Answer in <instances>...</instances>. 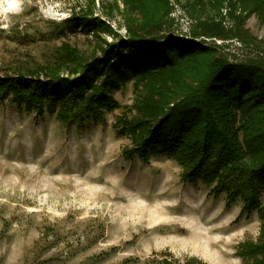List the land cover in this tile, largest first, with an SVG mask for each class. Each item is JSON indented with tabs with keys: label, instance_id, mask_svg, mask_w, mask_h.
<instances>
[{
	"label": "rangeland",
	"instance_id": "374dc122",
	"mask_svg": "<svg viewBox=\"0 0 264 264\" xmlns=\"http://www.w3.org/2000/svg\"><path fill=\"white\" fill-rule=\"evenodd\" d=\"M165 1L167 37L220 46L233 63L264 57V24L250 16L245 29L260 47L243 44L235 16L245 14L230 7L232 0H224L216 20L225 39L192 37L200 18L194 6H204L202 17L216 15L208 0ZM87 15L128 36L122 1L0 0V75L57 67L68 50L82 61L100 56L111 35L97 38L66 24ZM136 92L128 81L113 94L120 109L83 128L27 113L8 97L0 101V264H242L240 245L260 236L256 211L242 214V200L228 206L226 194L213 193L216 183H184L173 159L124 157L131 141L114 126ZM192 239L214 245L203 255L191 250Z\"/></svg>",
	"mask_w": 264,
	"mask_h": 264
},
{
	"label": "trees",
	"instance_id": "16d2710c",
	"mask_svg": "<svg viewBox=\"0 0 264 264\" xmlns=\"http://www.w3.org/2000/svg\"><path fill=\"white\" fill-rule=\"evenodd\" d=\"M115 1L127 6L128 36L100 18H71L66 24L72 30L97 38L109 34L112 42L105 41L101 55L88 61L68 50L57 67L0 75V101L8 97L27 113L55 115L66 126L83 128L104 124L107 114L120 109L113 94L134 80L135 104L114 126L118 136L131 141L123 150L126 160L173 159L184 183H216L213 193L226 194L228 206L242 200L241 213L256 211L261 232L256 243L241 244L237 255L242 264H264V57L233 63L220 46L167 37L165 0ZM223 2L208 0L216 15L207 17L198 12L205 11L201 3L193 7L200 16L193 39L228 38L216 22ZM237 5L245 14L235 16L238 39L259 48L244 24L252 15L264 24V0L230 3ZM158 264L173 263L163 259Z\"/></svg>",
	"mask_w": 264,
	"mask_h": 264
},
{
	"label": "bare ground",
	"instance_id": "6f19581e",
	"mask_svg": "<svg viewBox=\"0 0 264 264\" xmlns=\"http://www.w3.org/2000/svg\"><path fill=\"white\" fill-rule=\"evenodd\" d=\"M191 241H192L190 244L191 250L200 249L203 255H206L209 252L210 248H212L214 245V243H210V242H209L210 244L202 245L198 240L193 241V239Z\"/></svg>",
	"mask_w": 264,
	"mask_h": 264
},
{
	"label": "snow or ice",
	"instance_id": "6c2138e0",
	"mask_svg": "<svg viewBox=\"0 0 264 264\" xmlns=\"http://www.w3.org/2000/svg\"><path fill=\"white\" fill-rule=\"evenodd\" d=\"M15 2V0H13V3Z\"/></svg>",
	"mask_w": 264,
	"mask_h": 264
}]
</instances>
